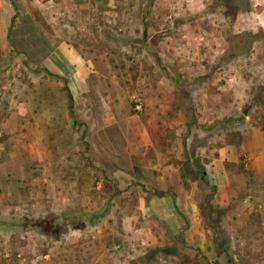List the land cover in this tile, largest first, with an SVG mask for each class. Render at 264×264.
<instances>
[{"label":"rangeland","instance_id":"374dc122","mask_svg":"<svg viewBox=\"0 0 264 264\" xmlns=\"http://www.w3.org/2000/svg\"><path fill=\"white\" fill-rule=\"evenodd\" d=\"M14 1L11 23L0 0V264H264V0ZM49 71L69 80L78 131ZM83 132L95 167L174 190L188 225L138 186L101 194ZM186 158L208 183L183 188Z\"/></svg>","mask_w":264,"mask_h":264},{"label":"trees","instance_id":"16d2710c","mask_svg":"<svg viewBox=\"0 0 264 264\" xmlns=\"http://www.w3.org/2000/svg\"><path fill=\"white\" fill-rule=\"evenodd\" d=\"M12 6L14 7L15 9V13L12 15L11 17V23L12 21L14 20V18L16 17L18 11H17V7H16V4H15V1L14 0H10ZM221 3H225L227 4V6H229V8H231L232 5H228V2L229 0H220ZM36 20L38 21V23L46 28L47 25L45 24L44 20L37 14L36 16ZM11 26V25H10ZM9 26V27H10ZM10 28H8L9 30ZM49 74L53 75V76H56L58 78H60L62 81H63V86H62V90L64 91L66 97H67V106H68V111L71 115V120H72V128L75 130H79L78 129V126L79 124H82L78 121L77 119V116H76V113H75V110H74V98H73V95H72V92H71V89L69 87V80L67 77H64V76H61V75H58L56 73H52L51 71H49ZM85 132H83L81 134V139L84 143V150L82 152V158L84 160V162L89 166L91 167L92 169H94V173L95 175H97V177H95L94 179V184L95 183H100V187H99V192L101 194H103L104 196H108V198H113L133 187H136L138 186L141 191L143 192H146L147 194H150V195H153L155 197H158V198H169L171 200V205H172V208L174 209V211L176 212L177 216L182 220V224H183V229L188 225V220L186 218V216L179 210L178 206H177V203H176V198H177V193L168 188L166 190H163V189H158L154 186L152 187H145V185L141 184V183H138L136 181H133L129 186H127L125 189H121L119 186H118V180L107 175L103 170L95 167L93 165V163L89 160L88 156L86 155V151L88 150V143L85 141ZM230 142L235 144V145H240V142H241V139L239 137V133L237 131H234V132H231L230 133V138H229ZM239 169L242 170L243 172H246L244 171L243 167L242 166H239ZM179 172H180V178L181 180H183V188L185 190H187L189 188V183L187 180H195L197 178H200L202 181H204L205 183H208L207 182V179H206V175H205V172L201 169H195L192 164L190 163L189 159L186 158L183 162L180 163V168H179ZM216 189L215 186H212L211 187V191L214 192ZM182 230V229H181ZM12 239L13 241H16V242H21L19 240V237L14 234L12 235ZM196 252H198L197 249H195ZM13 255H16V252H12ZM203 259H206V257L204 255H200Z\"/></svg>","mask_w":264,"mask_h":264},{"label":"crops","instance_id":"0c3cea01","mask_svg":"<svg viewBox=\"0 0 264 264\" xmlns=\"http://www.w3.org/2000/svg\"><path fill=\"white\" fill-rule=\"evenodd\" d=\"M10 16V15H9ZM262 224L264 225V219H263V222H262ZM264 237V236H263Z\"/></svg>","mask_w":264,"mask_h":264}]
</instances>
